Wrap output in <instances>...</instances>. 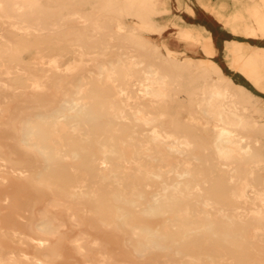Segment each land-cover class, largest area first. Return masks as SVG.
Segmentation results:
<instances>
[{
    "label": "bare ground",
    "instance_id": "obj_1",
    "mask_svg": "<svg viewBox=\"0 0 264 264\" xmlns=\"http://www.w3.org/2000/svg\"><path fill=\"white\" fill-rule=\"evenodd\" d=\"M240 1L228 27L253 30L249 7L264 30V0ZM146 2L172 12L170 0ZM77 6L95 0H0V264H264V142L224 79L237 82L204 83L202 113L182 121L170 111L202 85L140 48L157 42L112 48L99 34L111 19ZM45 31L76 53L69 72ZM238 45L241 71L264 91V61ZM33 49L41 56L29 63ZM45 50L51 74L41 80Z\"/></svg>",
    "mask_w": 264,
    "mask_h": 264
},
{
    "label": "rangeland",
    "instance_id": "obj_2",
    "mask_svg": "<svg viewBox=\"0 0 264 264\" xmlns=\"http://www.w3.org/2000/svg\"><path fill=\"white\" fill-rule=\"evenodd\" d=\"M239 1L240 0H216V3L213 4V0H199L200 4L208 12L214 14L223 23L224 27L234 34L231 41L235 40L238 43L243 42L252 44V46H249L250 48L248 47V50L250 51V54H255L254 60L259 64L264 61V30L260 28V19L254 18L251 8L247 7L245 10L247 11V16L250 17V21L253 22V30L248 31L247 27L244 28L245 25L243 26L244 30L242 29L241 31H233L230 26L228 27V25H231L232 23V21L229 20V13L232 11L234 12L237 2L242 3ZM174 2L173 0H170L172 12H170V10L168 11L166 8H160L157 4H148L146 0H95L94 9L91 6H77L75 10L88 11L92 20L95 19L99 21L105 18L111 19V21H107V25L112 26L110 28H104L99 34L101 39L113 40L111 45L112 48L119 49L121 48L122 43L131 44L132 42H139L142 40H151L154 44H156L155 42L159 43L156 45H159L160 47L154 45L140 48L153 54L157 49L162 51L165 62L172 67L171 70L176 77L181 80L184 79L183 77L185 76V80L193 78L199 83V85H202L198 86L194 93H181L179 98L180 103L175 104L173 107L174 110L170 111V114L178 117L182 121H194L198 119V116L202 113L199 109H195L194 105L197 104L196 101L198 99L200 100L204 95V83L216 79L223 74L227 79L228 77H233L237 83L229 84L227 80L224 79L225 87L230 90L232 96L234 95L238 105L250 108L248 111H241V113L245 116H252L250 120L253 119L257 121V126L252 128V130L259 134L263 143L264 91L260 90L254 84L247 73L241 71L240 65H242L243 62L237 54V51L240 50V46L237 43L230 48L225 46L224 49L218 51L215 43L213 44L211 32L207 31L205 28L194 25L193 26L198 30L193 31L186 27V25H188L186 22L183 21L182 24L178 22L180 18L176 17ZM226 2H228V4ZM243 3L246 6H250L255 2L254 0H245ZM219 4L227 7L228 10H226L227 8L218 7ZM152 17L158 18L159 21L162 20L160 21L162 23L161 28L150 23L149 19ZM204 18L207 19V27L209 29H213L214 27L217 30L219 38H223L224 33L220 30L218 25L213 24V17L209 15ZM238 20H242L244 23L246 22V19L240 15H238ZM261 21H264V19ZM122 25L126 28L125 30H120L119 27ZM170 28L171 30L167 32ZM205 33L211 34L210 37L212 38H208ZM50 34L51 32L45 31L41 38L43 42H47L50 50L52 48L56 53L67 54V59L60 62V68L65 72H69L68 67L70 66V63L77 58L76 53L73 55L67 43H58L56 41V39H58L57 36L61 34L60 31L53 32L55 38H51V40L49 39ZM13 35H18L21 42L29 40L28 36H23L17 33H14ZM35 37L36 36H32L31 39H35ZM50 50L42 51V53L45 54L46 64L41 65L40 70L38 71L39 74H37V78L41 80H44L51 74V72H46V68H44L49 67ZM171 51L178 53L176 54ZM40 56V53L36 49H33L30 53L25 55V60L31 63L36 61ZM197 58H202L204 61H198ZM231 58H235V61L231 62ZM237 58L239 60L238 62ZM219 64L224 69V72L217 69V67L219 68ZM243 88L246 89V92L243 91ZM136 89L137 85L130 86V90L135 91ZM131 96L135 97L136 93H132ZM116 97L118 96H115V98ZM122 98H127V95L122 96ZM55 99L56 98L52 97V99L49 100V104L56 105L54 102ZM132 103L135 104V101ZM127 113L129 115L132 114L131 111H127ZM102 115L104 123L111 122L115 124L118 121L109 113V111L102 112ZM205 121L209 124L216 123L211 116L207 117ZM260 240L262 241V247L264 248V234L261 235Z\"/></svg>",
    "mask_w": 264,
    "mask_h": 264
},
{
    "label": "crops",
    "instance_id": "obj_3",
    "mask_svg": "<svg viewBox=\"0 0 264 264\" xmlns=\"http://www.w3.org/2000/svg\"><path fill=\"white\" fill-rule=\"evenodd\" d=\"M180 1L183 3L184 6H182ZM198 1L196 0H173V2L175 3L176 17L183 19L184 22H186L189 25H194V26L205 28L207 31L211 32L215 46L218 49V51L220 49H224L227 42L232 40V38L234 37V34L230 30L225 28L223 23L214 14H211L210 12H208ZM215 3H216V0H213V4ZM226 3L228 4V2ZM209 15L213 17V24L218 25L220 30L223 31L224 33L223 38H219L217 30L214 27L213 29L212 28L209 29L207 27L208 25L206 22L207 19H205L204 17H208ZM170 30L171 28L167 32H169Z\"/></svg>",
    "mask_w": 264,
    "mask_h": 264
}]
</instances>
